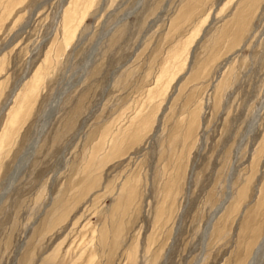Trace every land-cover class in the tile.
I'll use <instances>...</instances> for the list:
<instances>
[{"label": "rangeland", "instance_id": "obj_1", "mask_svg": "<svg viewBox=\"0 0 264 264\" xmlns=\"http://www.w3.org/2000/svg\"><path fill=\"white\" fill-rule=\"evenodd\" d=\"M263 238L264 0H0V264H264Z\"/></svg>", "mask_w": 264, "mask_h": 264}, {"label": "bare ground", "instance_id": "obj_2", "mask_svg": "<svg viewBox=\"0 0 264 264\" xmlns=\"http://www.w3.org/2000/svg\"><path fill=\"white\" fill-rule=\"evenodd\" d=\"M43 125V124H42ZM42 131V130H41ZM40 131V132H41ZM43 132V131H42ZM35 144V143H34ZM31 148L32 147H30V151H31ZM33 149V148H32ZM36 149V148H35ZM34 149V150H35ZM29 153L30 152H28V154L26 155V158L29 156ZM34 155V154H33ZM27 162V161H26ZM23 163H24V161L23 160H21L20 162H19V164L17 165V168L15 169V173H18V171H19V168H20V166H21V164L23 165ZM16 178V176L14 177V179ZM19 179V178H18ZM11 180V179H10ZM12 181V180H11ZM10 181V182H11ZM10 184V183H9ZM8 184V185H9ZM7 189H9V188H7ZM2 197V196H1ZM263 248H264V238H263V240H262V242H261V245H260V247L259 248H257V251H256V253H255V257H254V259L256 260V258H257V256L259 255V253L263 250ZM251 262H252V260H251ZM253 264V263H252Z\"/></svg>", "mask_w": 264, "mask_h": 264}]
</instances>
